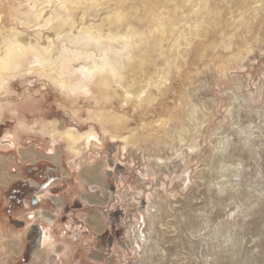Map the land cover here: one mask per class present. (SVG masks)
Wrapping results in <instances>:
<instances>
[{
    "label": "rangeland",
    "instance_id": "rangeland-1",
    "mask_svg": "<svg viewBox=\"0 0 264 264\" xmlns=\"http://www.w3.org/2000/svg\"><path fill=\"white\" fill-rule=\"evenodd\" d=\"M10 42L0 156L121 174L100 264H264V0H0Z\"/></svg>",
    "mask_w": 264,
    "mask_h": 264
},
{
    "label": "flooded vegetation",
    "instance_id": "flooded-vegetation-1",
    "mask_svg": "<svg viewBox=\"0 0 264 264\" xmlns=\"http://www.w3.org/2000/svg\"><path fill=\"white\" fill-rule=\"evenodd\" d=\"M108 164L111 169L104 173L95 165L80 167L78 179L67 185L68 179L59 177L57 168L43 170L40 162L31 161L24 174L26 181L16 183L9 198L14 207L37 209L45 202L50 210L60 212L64 234L78 244L75 260L82 264L104 263L115 256L113 247L123 234L124 219V209L116 196V182L121 174L116 173V165L110 159ZM44 193L49 197L43 199ZM50 197L58 198L59 205ZM29 236L34 247L39 238L36 225L30 228Z\"/></svg>",
    "mask_w": 264,
    "mask_h": 264
},
{
    "label": "crops",
    "instance_id": "crops-1",
    "mask_svg": "<svg viewBox=\"0 0 264 264\" xmlns=\"http://www.w3.org/2000/svg\"><path fill=\"white\" fill-rule=\"evenodd\" d=\"M14 151L15 160L0 156V264H17L23 260L24 264H82L75 260L79 254L78 244L62 230L60 212L50 210L45 202L37 209L12 205L10 191L16 183L26 181L20 165L46 160L43 152L31 144L19 145ZM42 195L43 199L49 197L45 193ZM50 198L59 205L58 198ZM34 225L42 233V242L39 249L31 252L33 245L29 230Z\"/></svg>",
    "mask_w": 264,
    "mask_h": 264
},
{
    "label": "bare ground",
    "instance_id": "bare-ground-1",
    "mask_svg": "<svg viewBox=\"0 0 264 264\" xmlns=\"http://www.w3.org/2000/svg\"><path fill=\"white\" fill-rule=\"evenodd\" d=\"M26 51H27V49H25L23 46H21V44L20 45L19 44L16 45V43L14 44L13 42L5 44V53H4V50H3V53H2V55L3 54H5V55L4 56L1 55L2 57L0 56V70L5 72L6 74H12L16 70L20 69V67H21V63H20L21 57L20 56H21V54L28 53V51L27 52ZM14 53H16V54L13 55ZM36 60H37V58H36ZM108 65H109V63L106 62L104 67L106 68V67H108ZM107 72L109 74L110 73H114L115 74L114 70H108ZM106 77H108V76H106ZM62 85L64 86L65 84H62ZM106 85H110V82L107 81ZM8 106H9L8 103H5V104L2 103L1 104L2 109L7 108ZM22 107H23L22 104L21 105L20 104H14L12 109L14 110L13 112H15V115H17L19 113V111H21ZM90 137H92L91 134H90ZM89 173L92 174L91 172H89Z\"/></svg>",
    "mask_w": 264,
    "mask_h": 264
},
{
    "label": "water",
    "instance_id": "water-1",
    "mask_svg": "<svg viewBox=\"0 0 264 264\" xmlns=\"http://www.w3.org/2000/svg\"><path fill=\"white\" fill-rule=\"evenodd\" d=\"M37 229H38V227H37ZM41 234H42V233H41V231L39 230V238H38V240H37L36 245L33 247V249H31V252H34V251H36L37 249L40 248V245H41V242H42V235H41Z\"/></svg>",
    "mask_w": 264,
    "mask_h": 264
}]
</instances>
